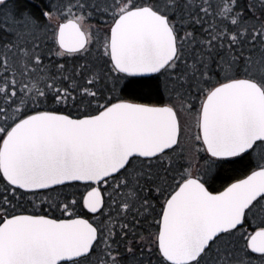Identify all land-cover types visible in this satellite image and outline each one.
Masks as SVG:
<instances>
[{
    "label": "snow or ice",
    "instance_id": "6c2138e0",
    "mask_svg": "<svg viewBox=\"0 0 264 264\" xmlns=\"http://www.w3.org/2000/svg\"><path fill=\"white\" fill-rule=\"evenodd\" d=\"M0 264H264V0H0Z\"/></svg>",
    "mask_w": 264,
    "mask_h": 264
}]
</instances>
